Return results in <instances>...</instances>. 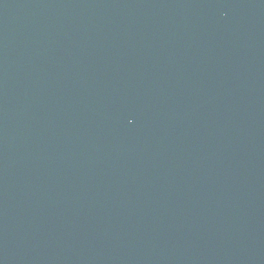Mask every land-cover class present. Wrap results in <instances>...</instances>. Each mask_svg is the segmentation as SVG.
<instances>
[{"label": "water", "instance_id": "95a60500", "mask_svg": "<svg viewBox=\"0 0 264 264\" xmlns=\"http://www.w3.org/2000/svg\"><path fill=\"white\" fill-rule=\"evenodd\" d=\"M0 264H264V0H0Z\"/></svg>", "mask_w": 264, "mask_h": 264}]
</instances>
